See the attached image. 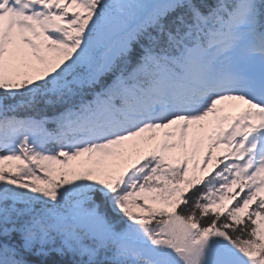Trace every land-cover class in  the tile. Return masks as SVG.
I'll return each mask as SVG.
<instances>
[{
    "label": "snow or ice",
    "instance_id": "1",
    "mask_svg": "<svg viewBox=\"0 0 264 264\" xmlns=\"http://www.w3.org/2000/svg\"><path fill=\"white\" fill-rule=\"evenodd\" d=\"M0 264H264V0H0Z\"/></svg>",
    "mask_w": 264,
    "mask_h": 264
},
{
    "label": "rangeland",
    "instance_id": "2",
    "mask_svg": "<svg viewBox=\"0 0 264 264\" xmlns=\"http://www.w3.org/2000/svg\"><path fill=\"white\" fill-rule=\"evenodd\" d=\"M226 105L229 107L228 109L227 108H224V111L222 113H220V115H223V116H227V117H232V116H235L237 114V112L239 111V108L238 107H234V109L229 105L228 102H225ZM220 107V106H218ZM213 130L211 128L207 129V133L206 134H211ZM145 137H148V136H152V135H155L157 138H160V136L162 135V133L160 132V130H157L155 133H145L143 134ZM203 144L204 147H206V144H207V141L206 140H202L201 137H193L191 132L189 134V144H190V147L194 144V143H201ZM155 142H149V146H154ZM142 147H144L142 145ZM223 148L220 147V148H216L213 150V154L219 152V153H223ZM97 157L95 155L92 156V160H95ZM134 158V156L132 157ZM89 157L88 156H83V157H80L78 158V160L80 161H85V160H88ZM76 161H69V165H73L75 164ZM54 167H59V165H56ZM208 171H211V165H209V168H208ZM200 173L197 172V175H199ZM206 174V173H205ZM134 211H136V209H133Z\"/></svg>",
    "mask_w": 264,
    "mask_h": 264
}]
</instances>
